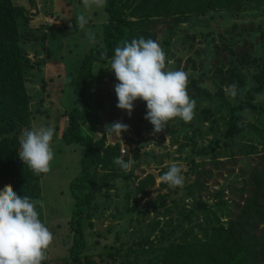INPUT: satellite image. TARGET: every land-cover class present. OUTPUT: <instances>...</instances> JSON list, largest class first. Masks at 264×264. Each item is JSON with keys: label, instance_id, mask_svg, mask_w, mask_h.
Listing matches in <instances>:
<instances>
[{"label": "rangeland", "instance_id": "1", "mask_svg": "<svg viewBox=\"0 0 264 264\" xmlns=\"http://www.w3.org/2000/svg\"><path fill=\"white\" fill-rule=\"evenodd\" d=\"M12 2L18 7H27L28 22L20 27L23 59L31 63L41 62L39 69L27 74L26 89L33 114L31 128L45 126L55 129L50 145L54 159L40 182L44 224L53 234L46 256L50 264H64L73 238L70 227L73 200L69 184L79 173L84 148L64 142L62 134L67 118L63 114L75 106V73L83 55L92 47L102 44L107 15L104 7L95 5L92 7H96V13L89 14L92 7H85L83 0H66L64 7L55 6L54 12L48 9L41 16L34 13L32 8L28 9L27 0ZM51 4L52 8L54 2ZM242 5L240 9L216 10L205 16H193L188 22L175 27L168 20H157L152 25L154 40L165 53L164 70L189 73L188 85L195 80L200 94L206 92L215 96L210 99L208 95L207 99L201 98L196 102L190 122L185 123L177 117L168 121L162 132L156 133L150 122L144 119L146 103L137 100L130 116L118 109L117 117L113 119L114 122L128 125V131L122 132L120 138L115 134L106 135V127L110 126L112 100L115 99L116 105L118 103L114 91L118 81L110 71L111 60L95 64L87 91L93 118L83 128L95 140L105 133L106 145L119 144V157L127 161L135 160L130 171L99 172L96 178L95 198L84 227L85 253L96 257V261L99 253H104L111 246L131 244L132 238L138 237V231L147 235L152 225L160 221L159 228L150 235L153 241L160 228L167 229L165 223L174 226L179 212L189 210L195 200L202 199L212 205V195L226 186L230 179L240 189V183L249 177L255 166L261 165L264 148L261 145L255 149L253 147L258 141L259 129L264 131V87L258 92L254 91L258 86L254 74L257 73L255 69L259 61L264 60V0H243ZM77 15L87 19L83 29L77 23ZM89 30L95 36L94 43L89 38ZM44 37L45 41H42ZM239 54L258 61L250 68H240L238 65L240 71L236 70L244 81L242 96L245 99L252 91L254 108L234 113L237 123L245 130L233 139H225L229 109L236 106L235 98L226 94L225 87L232 67L238 64ZM233 79L236 80L235 77ZM217 141L219 145L215 160L219 164L211 165L212 157L201 156L197 151ZM172 163L182 169V187H171L158 179ZM203 165L207 173L199 181L205 188L198 189V184L194 186L195 171H203ZM147 174L154 175L155 184L149 188L148 196L143 198L136 188L140 179ZM160 197H164V206L160 205ZM224 200L231 203L233 200L239 202L241 198L226 194ZM134 204L140 211H145L144 214L141 215L139 210L133 213L126 211ZM196 215L202 218L199 211H196ZM193 223L198 222L194 220ZM181 236L180 231L176 233L177 238Z\"/></svg>", "mask_w": 264, "mask_h": 264}, {"label": "trees", "instance_id": "2", "mask_svg": "<svg viewBox=\"0 0 264 264\" xmlns=\"http://www.w3.org/2000/svg\"><path fill=\"white\" fill-rule=\"evenodd\" d=\"M242 4L243 0H106L104 9L107 19L103 25L102 44L92 47L81 58L74 79L75 106L63 114L67 118L62 134L64 142L84 148L79 173L69 184V193L73 200L70 219L73 238L64 264H264V155L261 165L255 166L249 177L240 183V189L230 179L226 186L212 195V205L202 199L195 200L189 210L183 209L179 212L174 226L165 223L167 229L160 228L153 241L151 236L159 228L160 221L152 225L147 235L138 231V237L132 238L131 244L111 246V249L99 253L97 261L96 257L85 253V219L89 218L88 212L93 206L96 178L99 172L118 173L122 170L114 163V158L119 157V144L106 145L105 133L95 140L83 128L93 118L87 91L95 64L111 60L115 48L122 46L125 41L131 42L132 39L140 37L154 40L151 28L157 20H168L175 27L188 22L193 16H205L216 10L240 9ZM27 22L24 8L16 6L12 0H0V190L8 184L18 197L28 196L33 201L42 202L40 181L43 173L35 174L18 155L21 131L30 129L33 119L26 89L27 74L41 66L40 61L31 63L28 59H23L20 27ZM42 41H45V37ZM259 63L255 69L257 73L254 74L258 84L254 90L256 92L264 87V60ZM254 64H258L255 58L239 54L238 64L230 71L232 74L227 84L235 83L238 92L235 97L236 106L229 109L225 139H233L245 130L237 123L234 113L254 108L252 91L248 92L245 99L242 96L241 87L244 81L238 74L240 68H250ZM218 71L221 73V70ZM187 91L190 99L196 102L201 98L215 97L206 92L200 94L195 80L187 86ZM112 103L109 125L115 123L113 119L118 114L115 99ZM221 104L225 107L223 102ZM258 136L253 149L258 145L264 148V131L259 129ZM218 145L217 141L197 151V154L211 156V165L219 164L215 160ZM123 160L127 162V159ZM204 166H201L203 171H195L197 175L194 186L198 184V189L205 188L199 181L207 173ZM154 184V175L147 174L140 179L136 192L146 198L149 188ZM225 193L233 198H241V201L233 200L228 203L224 200ZM164 203V197H160V205L164 206ZM36 210L39 219L44 223L42 204L37 205ZM138 210L141 215L145 212L140 211L137 204L126 211L133 213ZM196 211L202 214V218L196 215ZM226 218L228 220L223 221ZM193 219L198 223L194 224ZM179 231L182 236L177 238L176 233ZM41 264L50 262L46 259Z\"/></svg>", "mask_w": 264, "mask_h": 264}, {"label": "clouds", "instance_id": "3", "mask_svg": "<svg viewBox=\"0 0 264 264\" xmlns=\"http://www.w3.org/2000/svg\"><path fill=\"white\" fill-rule=\"evenodd\" d=\"M85 7H104L106 0H83ZM77 23L83 29L87 19L77 15ZM90 40L95 36L89 30ZM165 53L160 44L152 39L140 37L125 41L117 46L110 61V71L118 83L114 87L117 108L131 115L134 102L146 103L145 120L149 121L156 133L162 132L168 121L180 118L185 123L194 116L196 101L190 99L187 86L189 73L183 70L165 71ZM225 92L235 98L238 87L227 85ZM128 125L115 122L106 127V135L119 136L128 131ZM55 129L40 126L22 129L19 137L20 159L35 174L47 173L54 159L51 142ZM99 135V134H97ZM114 163L125 172L135 164L134 159L125 162L115 157ZM181 167L172 163L167 172L158 179L171 187H182L184 177ZM28 196L18 197L11 185L0 190V264H41L47 259L46 250L53 241V234L41 222L36 210L41 205Z\"/></svg>", "mask_w": 264, "mask_h": 264}, {"label": "crops", "instance_id": "4", "mask_svg": "<svg viewBox=\"0 0 264 264\" xmlns=\"http://www.w3.org/2000/svg\"><path fill=\"white\" fill-rule=\"evenodd\" d=\"M64 1H66V0H64ZM64 1H62V0H27V2L29 3L28 9L32 8L33 12L36 14H39V16H41L43 13H45L48 9H49V11L54 12L53 9L55 6H60L61 8L64 7L65 6ZM68 1H71V0H68ZM30 2H32V3L30 4ZM52 2H54V5L51 8ZM23 7L25 10L27 9V7H25V6H23ZM88 13L89 14L96 13V7L89 8Z\"/></svg>", "mask_w": 264, "mask_h": 264}, {"label": "built area", "instance_id": "5", "mask_svg": "<svg viewBox=\"0 0 264 264\" xmlns=\"http://www.w3.org/2000/svg\"><path fill=\"white\" fill-rule=\"evenodd\" d=\"M121 152H122V153H125V150H124V149H121Z\"/></svg>", "mask_w": 264, "mask_h": 264}]
</instances>
